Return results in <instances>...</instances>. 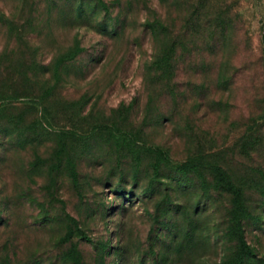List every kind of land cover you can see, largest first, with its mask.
<instances>
[{"label":"rangeland","instance_id":"374dc122","mask_svg":"<svg viewBox=\"0 0 264 264\" xmlns=\"http://www.w3.org/2000/svg\"><path fill=\"white\" fill-rule=\"evenodd\" d=\"M0 264H264V0H0Z\"/></svg>","mask_w":264,"mask_h":264},{"label":"trees","instance_id":"16d2710c","mask_svg":"<svg viewBox=\"0 0 264 264\" xmlns=\"http://www.w3.org/2000/svg\"><path fill=\"white\" fill-rule=\"evenodd\" d=\"M76 14H77V13H76ZM80 15H81V14H78V16H80ZM218 23H219V22L216 21V22L214 23V25L216 26V25H218ZM223 28H224V30H223L224 33H228V31H229V25H228L227 23H223Z\"/></svg>","mask_w":264,"mask_h":264}]
</instances>
